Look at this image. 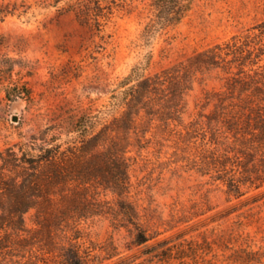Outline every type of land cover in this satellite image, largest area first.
Masks as SVG:
<instances>
[{
  "label": "rangeland",
  "instance_id": "1",
  "mask_svg": "<svg viewBox=\"0 0 264 264\" xmlns=\"http://www.w3.org/2000/svg\"><path fill=\"white\" fill-rule=\"evenodd\" d=\"M152 2L0 0L5 11L0 14V56L12 59L13 80L30 91L7 101L0 85V151L30 141L52 126L50 136L57 134L65 145L76 141L78 154L94 158L107 144L80 152L76 122L83 114L94 122L93 116L108 105L113 90L133 68L154 73L196 50L250 29L259 32L253 27L264 21V0H193L178 24L157 25L146 32L155 18ZM259 65L264 71V57ZM224 76L220 69L203 79L198 75L185 97L183 125L163 130L155 122L140 147L138 137L146 125L139 120L130 137L120 142L127 147L130 164L132 186L127 197L102 188L96 195L94 187H79L76 197L71 192L64 200L54 196L48 228L40 229L36 209L25 214L30 234L40 229L34 240L42 239L34 247L40 264H62V247L70 244L79 247L90 264H182L175 258L167 263L152 259L147 253L166 239L201 244L198 261L187 258L186 264H227L225 255L232 250L225 249L224 243L234 248L264 247V155L234 143L233 138L217 145L210 132L192 134L184 126L200 112L214 110L217 96L205 108L202 105L207 92L227 90ZM231 177L240 184L241 194L230 189ZM124 198L137 206L150 234L158 233L147 245L133 241L131 225L120 212ZM73 204L86 216L57 223L60 209ZM179 234L183 237L175 239ZM205 241L212 242L213 249ZM39 245L44 248L39 250Z\"/></svg>",
  "mask_w": 264,
  "mask_h": 264
},
{
  "label": "trees",
  "instance_id": "2",
  "mask_svg": "<svg viewBox=\"0 0 264 264\" xmlns=\"http://www.w3.org/2000/svg\"><path fill=\"white\" fill-rule=\"evenodd\" d=\"M192 1L153 0L155 18L146 32L157 25L178 24L191 9ZM3 12L4 9H0V14ZM254 29L259 32L250 29L244 35H235L203 50H196L185 59L154 73H144L140 67L133 68L113 90L108 105L93 116L94 122L88 121V114H83L76 122L77 130L81 133L80 152H87L89 146L104 147L107 144L105 150H100L94 158L87 159L84 153L78 154L76 141H71L72 144L65 142V145L59 141L57 134L50 136V131L54 129L52 126H48L40 136H33L30 141L0 151V264H40L41 259H38L34 247L35 242L42 239L34 240L38 238L40 229L49 227L54 196L59 194L64 200L68 192L76 197L79 187L83 190L94 187L93 194L96 195L101 193L99 189L102 188L127 197L132 186L130 164L125 156L127 147L123 148L120 142L130 137L131 130L139 120L146 125L138 137L140 147L143 146L141 141L147 129L155 122L159 121L163 130H173L172 124L183 125L187 107L185 97L193 89L199 74L203 79L212 70H222L227 75L221 77L226 79L224 86L227 90L207 92L203 108L213 96H217L218 102L211 113L200 112L195 120L185 124L187 132L197 134L202 130L204 135L210 132L211 141L217 145L233 138L234 143L264 155V71L260 70L259 65L264 57V21ZM151 58L152 53L148 55V60ZM256 65L258 67L254 68ZM12 76V59L0 56V85L5 92L3 100L15 101L30 93ZM109 117H113L110 124ZM91 128L93 132L89 133ZM229 186L241 194L240 184L234 177L229 179ZM120 206V212L127 224L131 225L134 243L147 245L158 233L150 234L149 228L140 221L137 206L132 201L124 198ZM77 208L73 204L60 209L57 223L86 216ZM32 209H36L35 220L41 228L30 234L25 224V214ZM48 237L52 238L51 234ZM182 237L183 234H179L175 239ZM172 241L162 240L150 247L147 253H151L152 259L157 258L165 263L174 258L182 264L187 263V258L198 261L200 243L187 239ZM205 243L210 250L213 249L212 242ZM224 244L225 249L232 250L225 255L227 264H264V247L254 248L247 244L234 248ZM39 246V250L44 248ZM62 250V264H90L76 245L70 244L62 247ZM217 256V253L214 254L215 258Z\"/></svg>",
  "mask_w": 264,
  "mask_h": 264
},
{
  "label": "water",
  "instance_id": "3",
  "mask_svg": "<svg viewBox=\"0 0 264 264\" xmlns=\"http://www.w3.org/2000/svg\"><path fill=\"white\" fill-rule=\"evenodd\" d=\"M13 119H17V115H14Z\"/></svg>",
  "mask_w": 264,
  "mask_h": 264
}]
</instances>
